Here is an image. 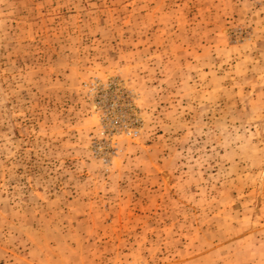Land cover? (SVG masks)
I'll return each mask as SVG.
<instances>
[{"label": "rangeland", "instance_id": "obj_1", "mask_svg": "<svg viewBox=\"0 0 264 264\" xmlns=\"http://www.w3.org/2000/svg\"><path fill=\"white\" fill-rule=\"evenodd\" d=\"M0 264H264V0H0Z\"/></svg>", "mask_w": 264, "mask_h": 264}]
</instances>
